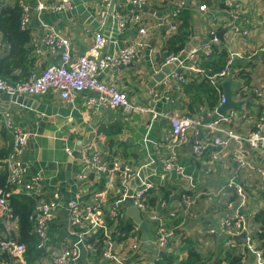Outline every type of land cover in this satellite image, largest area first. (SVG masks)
Segmentation results:
<instances>
[{
  "label": "crops",
  "instance_id": "crops-1",
  "mask_svg": "<svg viewBox=\"0 0 264 264\" xmlns=\"http://www.w3.org/2000/svg\"><path fill=\"white\" fill-rule=\"evenodd\" d=\"M2 1L10 5L14 2V0ZM99 1L73 0L74 8L69 12H45L39 16L31 11L29 27L32 29L33 38L30 43L32 54L28 60L34 58V61L28 69L25 68L26 70L16 69L13 72L12 82L26 80L32 73H40L47 66L62 62L61 48L56 45L49 46L44 42L49 32L70 40L72 58L84 55L99 32L107 39L104 51L110 54L119 53L137 35L138 25L129 24L125 30H119L116 19L110 16L101 29ZM124 1L118 0L117 3L127 16L134 13L141 14L139 25L149 29L147 43L141 51L140 58L130 62L133 63L132 65L121 63L107 69L99 78L102 82L127 92L133 103L152 106L155 113H129L122 108L97 107L89 104V101L94 99L95 103H98V93L89 90L77 94L73 104L64 100L59 92L53 89L38 96H26L25 101H29L28 106L10 101L7 95H0V107L11 112L14 121L29 133L23 161L28 165L30 175L41 172L44 176L43 191L46 198H56L60 202L49 222L47 246L39 249L42 250V256L38 264H54V259L59 256L63 248L74 245L77 237L70 223L69 204L76 201L93 203L97 200L99 195L98 188L95 186L97 179L90 177L93 173H89L86 168L85 173H88L89 181L83 182L77 177L85 169L82 161L84 152L87 155L98 152L109 164H130L134 171L128 184L130 191L155 185L159 191L153 189L155 190L153 192L163 198L162 189L171 188L172 201L169 206L161 210L168 224L172 225V222L177 219H180V224L184 221V225L180 226L179 230L184 233L183 236L193 239L198 251L204 257L202 261L204 264H215L219 258L223 259L221 264H227L223 251L229 249L225 247L221 250L225 240L224 234L219 231L216 234L208 232L210 228L219 229L221 218L232 213L229 204L221 206L216 196L228 188L227 184L231 178H235L249 196L243 211L249 216V223H252L255 211L264 207V191L261 189L264 185V140L257 150L246 146L248 163L242 168H238L233 159L234 144L209 146L201 156L194 154L192 142L196 138L204 142H212L218 135L224 137L223 133L214 132L203 124V120L207 116H213L224 103L222 102L225 99L224 89L222 87L223 99L218 107L213 111L209 110L206 102L198 101L192 94L185 92L184 83L190 82L194 73L186 68L183 59L189 51L199 48L205 41L210 40V35L218 34L226 29L224 41L219 39L221 43L219 46L222 47L224 44L229 53L235 51L244 53L243 58L234 57L230 67L234 72L239 67L246 68L250 74V80L245 87H248L250 91L264 89V0H240L242 18L237 22L228 16L224 0H207V9L204 11L199 8L204 0H191V7L187 6L188 0H186L185 7L192 13L193 34L187 41L186 48L180 52V61L175 62L174 65L166 62L168 55L164 51L165 40L171 34V27L179 24L178 19L172 17V10L160 18L139 7L129 9ZM160 1L148 0L146 5L157 12H165L174 6L172 3L168 7L160 8L162 6ZM77 2H81L86 8L82 14L76 10ZM246 20L254 26L248 34L244 33ZM0 39L3 40L2 33H0ZM180 76L185 77L186 82H183ZM232 79L234 81L233 99L243 101L244 104L242 110H228V112L234 110L236 118L230 125L221 123V127L247 135L254 130L258 121L259 103L252 107L248 106L247 101L234 92L244 80L235 79L234 73ZM224 80L219 81L221 85ZM260 102L264 103V100L261 99ZM164 114L201 119L202 125L197 129L199 134H196L195 129H191L177 148L167 146L164 138L170 133L171 124ZM110 130L111 134H109ZM262 135L264 137V129ZM112 138L115 142L111 144ZM11 147L12 137L2 127L0 120V159L8 155ZM79 150H82L81 154ZM213 152L218 153L217 159L213 158ZM173 155L177 164L181 166L182 172L166 168V161ZM4 173L5 171L0 172V177ZM103 180L102 184L105 188V179ZM114 186L118 190L121 188L119 182ZM183 191H191L199 196L195 207L191 209L195 216L187 215L182 219ZM20 192L23 191L20 190ZM28 196L35 199L36 206L37 198L34 195ZM117 196L114 193L108 195L107 210L113 209L116 205V203L111 204L109 198L116 200ZM150 206L156 208L154 209L156 211L160 210L158 203L150 204ZM123 207L126 208V220L138 224L132 217L127 218L126 204L117 205L115 209ZM172 210L178 214L174 219L169 217ZM141 215L147 221L146 214L141 212ZM33 218H35V209ZM147 222L153 233V224ZM258 227L252 223V233L253 231L256 233ZM181 234L172 239L171 248L167 252L177 256L176 261L179 257L184 258L187 255ZM19 236L20 224L18 240ZM139 236L141 244L140 249L134 254V261L140 264H153V252L150 256L148 250H142L144 241L141 228ZM130 237L121 242L115 240L118 247L125 249L131 241ZM240 242L243 241L240 240ZM27 252L23 257L25 264H29ZM96 255L97 250L96 253L88 252L84 247L83 250L80 249L79 257L70 264L108 262L101 252ZM161 257L164 256L159 255L155 263ZM245 264H254L253 256H248Z\"/></svg>",
  "mask_w": 264,
  "mask_h": 264
},
{
  "label": "built area",
  "instance_id": "built-area-1",
  "mask_svg": "<svg viewBox=\"0 0 264 264\" xmlns=\"http://www.w3.org/2000/svg\"><path fill=\"white\" fill-rule=\"evenodd\" d=\"M118 0H100L99 1V18L101 29L105 24V20L112 16L116 19L119 30H125L129 24L138 25L137 35L119 52L107 53L104 47L107 44V39L100 34H97L94 43L86 50L85 54L72 58L70 40L55 33H48L45 36V44L52 46L56 45L62 50L60 64H52L44 68L40 73H32L26 80L17 82L8 81L0 72V95L5 93L10 96H38L53 89L59 92L61 97L67 102L73 104L77 94L86 90L98 93V103L94 99L89 101V104L97 107L103 106L110 109L122 108L124 111L133 113H155L152 106H144L135 104L131 101L129 94L115 86H110L100 80V75L111 67H116L121 63H130L138 60L141 51L146 46L149 29L146 26L139 25L141 22V14L134 13L127 16L119 7ZM207 0L199 7L202 11L207 9ZM130 3L136 7L146 5L148 0H125L124 3ZM172 7V17L176 19L185 7L186 0H174ZM228 16L235 22L239 21L242 13V4L240 0H224ZM19 5L23 10L21 25L23 28H28L30 24L31 11L39 16L45 12H69L74 8L73 0H56L50 2L48 0H19ZM177 25L171 27V33L177 32ZM254 27L249 20H246V28L244 33L248 34L251 28ZM100 29V30H101ZM99 30V31H100ZM220 40L213 35V38L205 41L199 48L191 50L183 59L186 68L196 70V65L200 60V55L206 57L211 56L213 47L218 46ZM10 48V45L0 39V57L4 49ZM40 52V47L38 48ZM264 51V48H263ZM181 53H172L167 56V63H175L180 61ZM231 55L238 58H243L244 53L241 51L232 52ZM233 69L230 66L222 69L216 74L217 81H222L228 77H233ZM183 82L186 78L180 76ZM258 97L264 100V89L255 90ZM222 102H225L223 99ZM264 104V103H263ZM164 117L171 124V131L164 138V143L172 148H177L185 139L189 130L195 129L196 134H199L198 128L202 125V120L185 115L164 114ZM220 118V117H219ZM236 113L234 110L227 112L220 120L214 123L207 124V127L214 131L223 133L224 137L218 135L212 142H204L196 138L192 142L194 154L201 156L209 146H229L234 144L233 159L237 167H245L248 163V150L246 146L252 149H259L264 140L262 131L264 129V105L261 115L255 124L254 130L247 135L237 133L230 128H222L221 123L230 125L234 122ZM0 120L2 127L12 137V147L8 155L0 159V172L5 171L6 182L5 186L0 187V264H25L23 259L27 252V245L18 240L19 224L18 218L14 215L13 208L10 203V196L15 190H21L27 195H34L37 198L35 206V227L34 232L37 236L38 249H44L49 241V222L52 219V214L59 207V201L56 198H46L43 191L44 176L41 172L30 175L28 165L23 161V155L28 145L29 133L19 124L14 121V118L7 109L0 107ZM213 158L217 159L218 153H212ZM85 169L80 172L77 177L85 182L89 181L88 173H93V177L99 183L105 179V188L93 203H81L79 201L71 202L68 206L70 212V223L74 228L78 241L72 246L62 249L59 256L54 259V264H70L80 255L79 244H83L88 252L96 253L94 242L98 236H103L105 240L101 249V255L109 262L116 264H140L134 261V254L140 249L139 229L140 225L136 224L134 231L130 233V243L125 249L118 247L113 238V231L120 220L126 218V208L115 209L117 205H125L128 199L144 214L147 221L153 224L152 236L153 243L159 251L168 252L171 248V241L176 236V230L184 225V221L177 225H169L165 217L161 214V210L169 206L164 198H159L157 202L160 205V210L156 211L147 202L146 193L148 190L157 189L156 186L150 185L145 188H140L130 191L128 184L134 175L133 167L130 164L111 163L104 161L100 153L95 152L92 155H87L85 152L82 155ZM167 169H175L182 172L175 160V155L165 164ZM93 179V178H92ZM117 182L121 184L120 190L114 186ZM228 188L237 190L241 197L237 205L229 204L232 211L230 215L224 216L220 220L219 229L210 228L209 233L221 232L225 236L223 242L227 249L239 248L240 240L235 239V236L246 232V241L240 242L242 246V262L245 264L248 256H253L254 264H264V251L258 248L252 236V229L249 223L247 214L243 211L246 207L249 196L244 187L239 184L235 178H231L227 184ZM227 188V189H228ZM264 191V185L261 186ZM224 191V190H223ZM222 191V192H223ZM221 192V193H222ZM111 193L117 194V199L114 201L116 205L113 209H109L110 218L117 219L111 227L107 224L103 212L104 208L108 207V195ZM221 193L217 194L216 200L219 201ZM199 195L182 194V201L185 204L187 215L195 216L191 210L196 204ZM177 212L172 210L169 213L170 218H175ZM117 230V228L115 229ZM100 233V234H99ZM93 239V243L89 240ZM152 256V251H148ZM159 255H155L153 264L158 260Z\"/></svg>",
  "mask_w": 264,
  "mask_h": 264
},
{
  "label": "trees",
  "instance_id": "trees-1",
  "mask_svg": "<svg viewBox=\"0 0 264 264\" xmlns=\"http://www.w3.org/2000/svg\"><path fill=\"white\" fill-rule=\"evenodd\" d=\"M174 0H161L160 8L168 7L172 4ZM23 10L19 5V0H14L10 5L2 0H0V33L3 35V40L10 45V48H5L2 56L0 57V72L2 75L13 81V72L21 68L24 70L28 69L29 65L32 64L34 58L28 60L32 54V49L30 43L32 42V29L30 27L23 28L21 25ZM179 24L177 27V32L171 33L165 40L164 51L167 55L172 53L179 54L186 48L187 41L191 38L193 34L192 28V13L189 8L184 7L177 17ZM213 47V53L211 56L200 55V60L196 65V70H191L194 74L192 80L188 83H184V90L186 93H190L195 97L196 100L206 102L209 110H215L220 101L223 99L222 96V85L217 81L216 74L222 69L230 66L233 61V56L229 53L227 47L222 44ZM26 70V69H25ZM235 79H243L244 82L241 86L235 88V93L241 96V98L247 101V105L252 107L256 103H259V114L258 119L261 115L263 109V103H261L260 97L256 92L250 91L248 87H245L250 80V74L245 67H239L234 72ZM112 131H109L111 134ZM115 142L112 138L111 144ZM3 157V156H2ZM6 174H2L0 177V187L5 186ZM95 180V179H94ZM95 186L98 188V194L102 193L104 190V185L95 180ZM158 190V189H157ZM153 191L148 190L146 193L147 202L151 205H156L159 201V194H155ZM159 191V190H158ZM193 194L191 191H183L182 194ZM163 198L168 202V205L172 201L173 192L169 187H164L162 189ZM111 204L114 203L113 198H109ZM241 200L240 195L234 188L225 189L220 197L219 204L225 206L232 203L237 205ZM10 203L13 208L14 215L18 218L20 224V236L19 241L24 242L27 245V253L29 255V264H38L41 256L42 250L37 248V237L34 232V209H35V199L27 194L15 190L10 196ZM110 204V205H111ZM196 204H194L193 208ZM184 211L182 212V219L187 216V212L184 204ZM192 208V210H193ZM103 212L106 213L105 220L107 224L111 227L117 219L110 218V212L107 207L104 208ZM178 215V214H177ZM177 217V216H176ZM248 219L249 216L247 215ZM174 219V218H173ZM180 219L172 222V225H179ZM252 223L258 225V233L253 231V241L255 245L264 251V207L259 208L255 211L252 217ZM250 222V225H252ZM136 224L133 221L126 220V218L119 221L118 226L114 228L113 238L119 242L126 240L131 232L134 231ZM117 228V230H115ZM181 230H176V235L181 234ZM217 232H214L216 234ZM100 234V233H99ZM181 234V239L184 243V249L187 251V255L184 258L178 259L177 256L168 253L166 256L161 257L159 261L154 264H204L203 255L198 251L192 238L183 236ZM217 236V235H216ZM105 240L103 236L99 235L97 240L94 242L95 248L97 250V255L101 252ZM239 248L229 249L228 251H223L227 259V264H243L242 262V246L243 244L239 242ZM225 249L222 245V249ZM96 255V256H97ZM207 260V259H206ZM223 259L219 258L215 261V264H221ZM104 264H116L114 262H106Z\"/></svg>",
  "mask_w": 264,
  "mask_h": 264
},
{
  "label": "water",
  "instance_id": "water-1",
  "mask_svg": "<svg viewBox=\"0 0 264 264\" xmlns=\"http://www.w3.org/2000/svg\"><path fill=\"white\" fill-rule=\"evenodd\" d=\"M126 5L129 9L136 8L135 5L127 3V2H126ZM187 6L188 7L192 6L191 0L187 1ZM76 7H77L76 10L79 11V14L80 13L82 14V12H84L86 10L85 6L81 2H77ZM139 8H142V9H144V10H146L152 14H155L156 16H158L160 18H162L165 14L169 13L172 10V8H169L165 12H157L147 5H141ZM226 31H227L226 29H223L221 32L216 34V37H218L221 41H224V34L226 33ZM210 38H213V35H210ZM130 64L132 65L133 63H130ZM168 64L174 65V63H168ZM181 71L182 70H180V72ZM233 85H234V81H233L232 77H229L222 82V87L224 89L225 102L218 108L217 112L213 116H207L203 120L204 125H207V124L217 120L220 116H225L227 114L228 110H230V109L242 110V106H243L244 102L243 101H236L233 99V91H232ZM2 95L9 96L10 101H12L16 104H20V105L24 104L27 106L29 104L28 100L25 101L27 98L26 96H10L9 94H5V93H3ZM80 151H82V150H79V153H80ZM74 157H76V156L74 155ZM90 177L93 178V174H91ZM125 204L128 206L127 218L132 217L135 220V222H137L140 225V228L142 231V237H143V241H144V244L142 246V250H148V251L151 250L154 254L153 260L155 259V255L165 256L167 254V252L166 251H159L157 246L153 243V236H152V233L150 230V224L142 218L141 211L135 205H132L131 199H128ZM235 239H238V240L245 242L246 241V232H243L242 234L235 236ZM77 241H78V238L76 239L75 242H77ZM89 241L92 242L93 239H90ZM78 246L81 250L84 249V245L82 243L79 244Z\"/></svg>",
  "mask_w": 264,
  "mask_h": 264
}]
</instances>
